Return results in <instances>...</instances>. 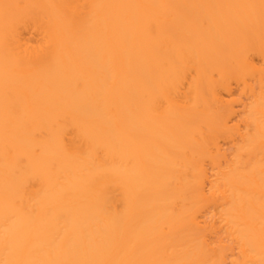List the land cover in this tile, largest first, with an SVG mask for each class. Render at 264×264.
<instances>
[{
	"label": "bare ground",
	"instance_id": "obj_1",
	"mask_svg": "<svg viewBox=\"0 0 264 264\" xmlns=\"http://www.w3.org/2000/svg\"><path fill=\"white\" fill-rule=\"evenodd\" d=\"M0 264H264V0H0Z\"/></svg>",
	"mask_w": 264,
	"mask_h": 264
},
{
	"label": "rangeland",
	"instance_id": "obj_2",
	"mask_svg": "<svg viewBox=\"0 0 264 264\" xmlns=\"http://www.w3.org/2000/svg\"><path fill=\"white\" fill-rule=\"evenodd\" d=\"M237 108H238V109H241V108H242L241 103H239V105H238ZM223 144H224V147L226 148V150H227L228 152H230V151H231V143H230L229 141L225 140V141H223Z\"/></svg>",
	"mask_w": 264,
	"mask_h": 264
}]
</instances>
